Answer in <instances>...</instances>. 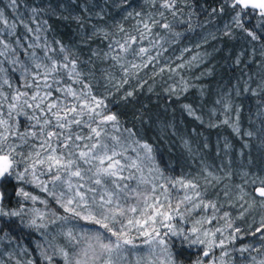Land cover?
<instances>
[{
    "label": "snow or ice",
    "instance_id": "6c2138e0",
    "mask_svg": "<svg viewBox=\"0 0 264 264\" xmlns=\"http://www.w3.org/2000/svg\"><path fill=\"white\" fill-rule=\"evenodd\" d=\"M148 2L155 4L156 0ZM175 5L176 0H162L161 3L173 17L176 16ZM229 7L235 12L232 24L236 28L244 31L252 41L264 37V0H230ZM58 9L66 10L65 5L53 7L44 0H32L31 4L25 0H8L6 7L0 8V225L10 229L5 231V227L0 226V264H6L4 255L10 258V264H123L128 253L137 247L135 237L129 235L133 230L146 237L143 244L147 245L142 256L137 254L135 264H176L171 249L185 244L204 246L200 249L202 258L195 264H203V258L215 264L212 250L215 247L223 249L225 245L224 239L218 244L215 240L216 232L222 230L204 228L214 217L194 222L188 218L199 210L218 211L216 204L205 203L204 193L192 180L164 177L152 145L138 138L133 129L123 127L118 116L105 104L107 97L97 96L93 91L92 72L83 70L81 65L85 62L79 54L54 36L49 38L52 26L43 17L51 18ZM220 11L223 12V8ZM133 15L138 17L135 34L120 24L116 26L120 39L114 35L109 39L108 31L93 27L92 37L109 40V51L102 58L111 59L112 66H118L125 76L123 81L116 82L117 88L128 83L130 72L148 67L161 55L159 51L151 55L159 45L158 40L150 39L152 28L159 25L172 31L171 24L161 23L151 14L142 17L141 13L128 12L125 19ZM159 16L163 18L164 12ZM253 16L256 17L255 30L245 27ZM63 18L68 19L67 16ZM72 18L83 27L81 16ZM144 41H148L149 47L142 46ZM261 49L260 55L264 58V44ZM93 55L100 56V53L93 52ZM129 55L143 63L128 61ZM197 59L198 56L192 57L193 61ZM236 62L239 63V59ZM184 66L180 64L176 69L168 67L167 70L175 72ZM164 71V67L159 69L161 73ZM105 79L111 83L115 77L106 73ZM240 80L243 84L238 81L234 86L237 96L241 91L264 95V76L255 88L251 87L252 76L247 79L242 76ZM187 87L181 77L179 91H187ZM168 91L177 94L175 86ZM216 103L225 114L233 110V102L227 94ZM184 108L203 122L190 105ZM235 111L232 123L227 115L221 123L228 124L239 135V106ZM257 116L264 124V111ZM261 131L264 132V127ZM245 135L253 137L254 133L247 131ZM184 146L192 151L187 141ZM229 147L226 142L224 148ZM203 171L206 185L221 179L206 165ZM242 178L244 183L237 185L241 193L238 199L258 198L264 206V175L245 172ZM161 179L167 183H160ZM169 184L171 190L183 191L182 196L177 195L175 204ZM33 185L61 211L50 208L49 199L41 200L25 190V186ZM245 186H251L252 192H246ZM224 195L227 197L228 192ZM13 197L17 199L16 207L10 206ZM28 202L42 203L45 210L28 208ZM228 215L224 213L225 218ZM177 218L191 226L176 227ZM49 225H58L55 234L47 231ZM228 227L231 228V224ZM262 229L264 220L261 228L256 229L264 241ZM33 231L39 233L40 240L31 241ZM13 232L16 235H12ZM25 236L35 245L33 249L22 243ZM5 240L15 244L7 253L3 252ZM248 247L240 249L241 253ZM33 252L36 255L32 259L18 258L31 256ZM226 255V251L221 253V264ZM252 260L255 264H264V259L257 262L252 257Z\"/></svg>",
    "mask_w": 264,
    "mask_h": 264
},
{
    "label": "trees",
    "instance_id": "16d2710c",
    "mask_svg": "<svg viewBox=\"0 0 264 264\" xmlns=\"http://www.w3.org/2000/svg\"><path fill=\"white\" fill-rule=\"evenodd\" d=\"M25 2L31 4L32 0ZM49 2L53 7L65 5L66 8L62 12L58 9L57 14L51 18L43 17L52 26L49 38L54 36L79 54V58L85 62L81 65L83 70L92 72L93 91L97 96L107 97L105 104L118 116L123 127L133 129L138 138L152 145L156 162L165 174L181 177L205 174L197 157H194L195 164L179 165L185 147L184 142L192 144L194 140L199 139L200 154L213 157L227 155L229 159L235 158L239 151H243L245 159L248 155H253V158H257L255 154L259 155L260 161L252 165L243 163L230 166L223 163L220 167L218 164H206L215 174L223 175L228 172L231 174L222 177V182L232 183V190L224 188L230 191L228 193L231 197L238 189L236 182L240 180L238 175L242 174L241 169L264 175V142H262L264 132L257 127L262 126V120L257 113L264 111V95L241 91L237 96L234 90L238 81L243 84L240 80L242 76L244 79L248 76L253 77L251 85L253 88L264 76V58L260 55L264 37H261L260 41H252L244 31L232 24L235 12L229 7L230 0H176L175 17L170 10L161 7L162 0H156L155 4L148 0H127V3L123 4L121 0H44L45 4ZM7 3L8 0H0V7L5 8ZM85 8L87 12L83 11ZM221 8L223 12L220 11ZM161 11L164 12L163 18L159 16ZM128 12L141 13L142 17L151 14L155 19L161 20V23L171 24L172 31L163 29L159 25L152 28L150 39L158 40L159 45L151 55L155 56L157 51L161 55L148 67L136 70L134 73L130 72L128 83L117 88L116 82L123 81L125 76L118 66H112L111 59L102 58L103 54L109 51L107 46L109 40H104L100 36L92 37V33L95 27L108 31L111 34L109 39L112 35L120 39L116 26L122 24L126 30L135 34L134 25L138 17L133 15L125 19ZM65 16L68 19H64ZM74 16L83 18V27L72 18ZM255 23L256 17L253 16L245 27L255 30ZM176 32L181 35L177 37L174 34ZM142 46L149 47L148 41H144ZM184 49L188 51H183ZM93 52H99L100 56L93 55ZM201 52L204 54L202 64L189 68L190 59L194 54ZM238 59L239 63L236 62ZM127 60L136 64L143 63L141 59L132 55H129ZM180 64L185 66L175 72L167 70L168 67L176 69ZM161 67L165 68L163 73L159 72ZM106 73H111L115 80L110 83L105 79ZM177 75L185 76L192 85L181 94H178V91L177 94H172L168 90L177 84ZM129 92L132 95H127ZM226 94L233 102V110L230 112L233 117L236 116V106H239V135L228 124L221 123L224 117L223 109L216 101L226 97ZM184 105H190L195 109V115L200 116L203 122L189 115ZM258 118L260 119L257 122ZM247 131L253 132V137H247L245 135ZM226 142L230 145L228 149L224 148ZM176 148L179 149V155L177 152V157L174 158L177 164H173L172 167L171 156L174 155L173 149ZM216 187L217 185L215 189ZM247 188L251 193V186ZM32 189L36 190L33 187ZM242 202L243 207L240 211L243 215L234 214L231 219L232 224L251 234L258 224L256 219H259V228H261L264 206L258 198L253 199L249 196H245ZM249 205L251 207H248ZM10 206H17L15 197ZM54 207L57 211H61L55 204ZM4 227L5 231H10L9 228ZM12 235L16 233L13 232ZM29 241L30 239L25 236L22 243L33 249ZM247 244L252 246L251 242ZM14 248L15 244L4 241L3 251L9 252ZM200 249L201 247L192 249L185 244L176 245L171 250L181 264H193L198 260ZM33 256L34 253L28 257L32 259Z\"/></svg>",
    "mask_w": 264,
    "mask_h": 264
},
{
    "label": "rangeland",
    "instance_id": "374dc122",
    "mask_svg": "<svg viewBox=\"0 0 264 264\" xmlns=\"http://www.w3.org/2000/svg\"><path fill=\"white\" fill-rule=\"evenodd\" d=\"M8 4V3H7ZM0 8H4L3 6H1ZM10 11V10H9ZM193 56H198V59L193 61L192 58L190 59L189 62H191V65L189 66V68L195 67L197 65L202 64L203 61V57L204 54L201 53H196ZM177 73V72H176ZM177 84H175L174 86H177L175 88H177L178 94L183 93L184 91H179L180 88V79L181 77H183V80L186 82L187 86H191L192 83L190 82V80L188 78H186L185 76H179L177 75ZM187 87V88H188ZM225 115H227L229 117L230 123H232L235 120V117H233L231 115V113H223V118L222 120L225 118ZM260 118L256 119L257 122ZM240 126V125H239ZM263 126V124H262ZM262 126L259 125L257 126L259 130L262 129ZM257 127H256V131H257ZM264 136V135H263ZM199 139H196L192 142V144H189L191 146L192 151L189 152L187 148L183 147V156H182V160H181V166L183 165H187V164H195L194 161V157H197L198 161H200L201 166H205L206 164H213V165H219L220 167L223 166V163L225 165H234V164H248V165H252L254 163H257L258 161H260L259 155L255 154V156L257 158H253V155H248L246 156L247 158L245 159V154L243 153V151H239L238 154L236 155L235 158L229 159V156L227 155H223V156H209L207 154H200V150H199V143H198ZM245 144L247 143V141L244 142ZM179 149L176 148V150L173 149V153L174 155L171 156L172 158V164L171 166L173 167V164H177V160H174L175 157H177V155H179L178 152ZM178 152V154H177ZM177 154V155H176ZM203 162V164L201 163ZM157 163V162H156ZM264 164V163H263ZM180 166V167H181ZM170 167L172 170L173 168ZM235 167V166H234ZM160 168V167H159ZM175 168V167H174ZM161 169V168H160ZM176 169V168H175ZM174 169V170H175ZM162 170V169H161ZM163 171V170H162ZM213 172V170H210ZM242 174L247 172L246 170L241 169ZM214 173V172H213ZM229 173V172H228ZM164 177H173V178H181V176H171L170 174H165L163 171ZM238 175V177H240V180L237 181V185H242L244 183L243 180V175ZM153 175H155V173H153ZM214 175L220 177L221 179L219 180V182H217L216 180H212L210 184H205V180H204V176L205 174H200L198 176H185L183 177L184 180H192L194 183H197L199 185V190L204 193L203 199L205 201V203L211 201L213 203L216 204L218 211L213 212L211 209L208 210H199L197 213H194L192 217H189L188 219L191 221H195V220H199L201 218H208V217H214V219L212 220L211 224H205L204 228L206 229H210L212 231H215L216 229H221L222 232H216V236H215V240L217 242V244L219 243V240L224 239L225 240V245L224 248L221 249L220 247H215L212 252H214V257H215V264H221V253L222 252H227L228 255L223 257V264H255V262L252 260V257L256 258V261H260L261 259H264V249L261 250L260 248V252L257 251V253H252L250 247V245H248L246 242L242 243V241H239L240 238L242 237V235L239 232H235L234 230L236 229V227L232 224L233 220L232 217L235 216L234 214H238L241 215V205H243L242 201L243 200H239L238 197L241 195L239 189L235 190L236 192L233 193V196L231 197L230 194L228 193V196L226 197L224 195L225 191H228L229 189L232 190V183L230 181H224L222 182V177L223 175L226 174H215ZM231 175V174H230ZM210 179V178H209ZM227 182V183H226ZM160 183H167L166 180L161 179ZM226 183V184H225ZM217 185L216 189L215 186ZM33 188H35L36 190H38L39 192H37L36 190L34 191ZM169 190L171 192V196L173 199V204H175V200L177 195H183V191H181L180 193H177L176 191L171 190V185H168ZM227 188L228 190L224 189ZM249 188H247V186H245V191L248 192ZM251 189V188H250ZM25 190L32 193L35 196L40 197L41 200L44 199H49V207L56 210L54 207V204L52 203L51 199L46 197L45 194L37 187L33 186H25ZM223 190V191H222ZM252 190V189H251ZM213 192L214 194H210ZM159 194V193H158ZM191 194V192L189 193ZM222 198V200L220 201V199ZM224 198V200H223ZM245 199V197H244ZM28 208H32L37 207L40 208L41 210H45V205H43L42 203L37 202L35 205H33L31 202H28L26 205ZM244 206H246V204H244ZM249 207V206H248ZM183 206L181 207V211H183ZM57 211V210H56ZM59 212V211H57ZM227 212L229 215L227 218L224 217V213ZM25 219H27V217H25ZM175 226L176 227H184V228H188L191 226L190 223L184 222V221H180L179 218H177L176 221H174ZM231 224V228L228 227V225ZM1 226V225H0ZM58 227V225H49V228L47 229V231L49 232H53V234H55V229ZM27 231H32V230H25ZM34 236L31 237V241H35V240H40V236L39 233H35L33 231ZM129 235L131 237H135V245L137 246L135 250L130 251L127 255V259L125 261H123V264H135L136 258H137V254L139 255H143L144 251H146L147 249V245L143 244V240L146 239V237H142L139 236L137 234V232L135 230L131 231L129 233ZM235 237V239H231L232 237ZM31 241H29L31 243ZM57 242L62 243V241L58 240ZM32 248L35 247V245L33 243H31ZM245 246H250L248 247V250L241 253L240 249L244 248ZM197 247H204V246H192L189 248L192 249H196ZM207 250V249H206ZM172 251V250H171ZM4 253H7L5 251H3ZM34 255H36L35 252H33ZM173 253V251H172ZM35 257V256H33ZM6 264H10V258L7 255H4L2 257ZM18 258L21 259H30L28 256H19ZM173 258L176 261V264H181V262L175 258V255L173 253ZM207 263L211 264V262L207 259Z\"/></svg>",
    "mask_w": 264,
    "mask_h": 264
},
{
    "label": "flooded vegetation",
    "instance_id": "af4514ba",
    "mask_svg": "<svg viewBox=\"0 0 264 264\" xmlns=\"http://www.w3.org/2000/svg\"><path fill=\"white\" fill-rule=\"evenodd\" d=\"M255 221H257V223H258L256 227L259 228V219H256ZM256 227L254 229V232H252L251 234L245 233L244 229H241V231H240V234L242 235V237L240 238L239 241H242V243L251 242L252 246L250 248L253 249V250H251L252 253H257V249H259L258 252L263 250V248L260 247V244H264V241L261 240V233L256 232V229H257ZM262 231H264V229H262ZM253 233H255V235H253ZM260 248H261V250H260ZM197 256H198V259H201L202 258V252L199 251ZM207 262H208L207 258H203V264H208ZM193 264H195V263H193Z\"/></svg>",
    "mask_w": 264,
    "mask_h": 264
}]
</instances>
